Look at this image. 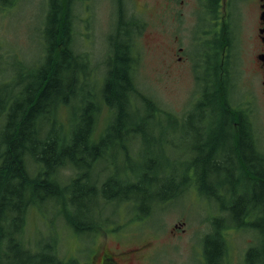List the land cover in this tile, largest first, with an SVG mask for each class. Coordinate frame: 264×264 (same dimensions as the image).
<instances>
[{"label": "trees", "instance_id": "trees-1", "mask_svg": "<svg viewBox=\"0 0 264 264\" xmlns=\"http://www.w3.org/2000/svg\"><path fill=\"white\" fill-rule=\"evenodd\" d=\"M15 1L2 0L0 8L8 10ZM74 2L48 0L40 56L30 63L20 55L5 54L17 69L11 74L0 70V264H77L75 258H60L56 239L43 244L41 238L23 236L25 212L48 205L52 231L63 219L74 233L79 229L94 236L99 225L85 219V206L88 198L99 196L100 179V197L108 203L129 202L131 210L142 209L131 195L136 191L164 202L178 199L192 185L201 195L205 181L227 192L225 180L232 186L245 181L242 191L262 193L257 202L264 204V151L257 135L247 130L240 104L233 108L209 92L208 112L203 96L194 102L192 112L179 119L161 109L136 83L137 37L131 39L130 26L129 32L124 29L121 8L113 35L105 36L100 87L82 92L89 79L95 80L89 59L74 49ZM195 81L200 87L201 78L195 75ZM103 108L108 119L95 136ZM63 109L72 112L69 123L61 120ZM151 147L190 148L181 149L184 156L177 161L160 165ZM26 159L36 169L29 181L23 169ZM64 168L72 170L68 182H62ZM232 212L211 218V231L202 239L210 242L208 264L221 251L225 229L239 228ZM257 230L261 242L257 264H264V225Z\"/></svg>", "mask_w": 264, "mask_h": 264}, {"label": "rangeland", "instance_id": "rangeland-1", "mask_svg": "<svg viewBox=\"0 0 264 264\" xmlns=\"http://www.w3.org/2000/svg\"><path fill=\"white\" fill-rule=\"evenodd\" d=\"M143 2L144 0L127 1L129 10L132 9V6L142 9L141 16H144L148 23L146 31L144 30L145 34L138 36L134 43L135 46L133 45L135 51L138 53V65L135 75L136 83L140 89L147 92V94L151 95L158 102L161 109L172 112L176 118L186 116L187 113L193 111V104L197 100L194 96L198 88L191 66L180 58V56L184 55L183 52L179 51V48L182 47V50L186 51L190 45L189 38H191V34L187 32V27H191L192 31L193 26H196V19L191 11V9L194 10L195 6L190 3L184 7L176 6V10L182 12L180 15L182 22L173 17L171 24L172 34L170 41H168L166 36L159 33L157 29V25H159L157 18H153L154 16H152L157 6L155 4L156 1H150L146 6H144ZM118 5L120 3L116 0H91L89 3L83 0V4L81 0L74 2L73 10L76 15L74 49L89 59L90 66L94 69L93 79L96 81L89 79L85 83L82 88L84 94H88L87 92L92 90L96 91L100 87L98 81L105 70V36L113 35L115 31V24L119 16ZM249 9H251V13L248 12L252 18L251 21L241 23L235 20L236 22H232L231 26H228L231 34L237 36L236 38L239 41L237 45L239 46L240 52H242L244 57H247V60L244 61L245 66H247V63L251 61V57L260 49V43L256 36L257 29L253 21H256L261 8L257 1H252ZM158 10L160 11L161 17L163 9L159 8ZM47 11L48 0H17L14 6L8 10L0 8V53L3 55L8 54V56L16 53L30 63L36 61L40 56L41 48L44 46V28ZM163 14L167 15L168 13L163 11ZM211 26L209 25V28ZM200 27H202V24L198 26V29ZM167 29L169 30L168 27ZM211 29L213 31L218 30L213 26ZM173 36L177 37V42L173 40ZM8 56L5 55V61L2 60V56L0 55V70L6 74H11L17 68L14 67L11 60L9 61ZM263 82V74L258 73L254 77L248 75L244 84H242L244 88H241V95L252 98L250 106L252 107V115L254 116L256 124L254 132L264 151ZM244 91L248 95L243 93ZM80 96L77 99L78 101H75L76 105L80 103ZM243 102L247 103L245 101ZM66 110L63 109L61 111V120L66 119V122L69 123L72 118V112ZM107 119L108 111L103 108L98 118L95 136L101 133ZM64 124L67 127L66 123ZM156 140L159 141L157 135ZM183 148L184 150H188L190 147H163L161 149L160 147H151L153 151L152 157L155 159L157 156L156 158H159L157 162L160 165H164L166 162H174L182 158L184 155L180 153V150ZM134 158L138 159V156L134 154ZM23 169L26 174V180H32V175L36 170L33 162L26 159V164L24 163ZM98 170L97 168L92 170L94 178H96L95 175ZM70 172L72 170L69 168L61 170L62 182L71 180L69 177L71 175ZM102 178L105 179V177ZM20 180H17L15 183L17 184ZM99 181L96 187L99 196H93L86 200L87 205L85 207H87V216L85 219L91 217L102 227V219L110 215V220L106 222V224L110 225V231L107 233L109 236L107 241L108 245L113 247L114 250L123 245V241L120 242L122 240L121 234L124 232V235H130L129 230L131 229L134 233L132 238L167 240V243H173L174 246L178 247L175 252V258L178 257V260H180L179 264H201L197 255L194 254L192 256L189 252L190 248L188 246L198 244L211 231V218L219 215L210 214L194 185L186 188L178 199L164 202L159 200L152 201L151 198L146 197L141 191H136L131 195L137 199V205H141L142 209L136 208L131 210V203L129 202L117 201L108 203L100 197V190L98 188H100L102 179ZM208 182L209 184H214L213 181ZM225 182L227 188L232 187V182L227 180ZM240 185L236 186L238 193H241L245 181ZM225 198L227 201V195H225ZM81 208L78 209V212L82 210ZM45 209L27 210L25 212L23 227L25 230H23V236L34 239L41 238L39 240L43 244L51 243L53 239H56L57 251L62 260L69 261V259L71 260L77 257L78 250H76L75 246L79 243L78 236L63 225V219H58L56 222L57 227L55 228L54 225L55 229L52 231L50 228L52 214L47 211L48 205L47 209ZM112 209H114L113 215L110 214ZM151 210L152 212L149 214L148 211ZM90 213L92 214L90 215ZM123 213L124 220L122 218ZM100 217L103 218L101 219ZM123 221L124 226H121ZM136 221H142L141 227ZM231 221L232 218L230 217L229 222ZM116 233L118 234L117 240H114L116 239L114 237ZM172 233L175 235H171ZM223 233L224 239L228 242L231 249V258L235 259L239 249L243 248L245 243L239 242L242 240L241 236H237L231 227L225 229ZM127 238L128 236L124 237V239ZM96 239H98V236L96 237L95 234L92 237V241ZM80 240L82 243H88L87 237H82ZM231 242H233V245ZM86 247L87 245H84V248ZM15 260L20 261L21 259L16 258Z\"/></svg>", "mask_w": 264, "mask_h": 264}, {"label": "flooded vegetation", "instance_id": "flooded-vegetation-1", "mask_svg": "<svg viewBox=\"0 0 264 264\" xmlns=\"http://www.w3.org/2000/svg\"><path fill=\"white\" fill-rule=\"evenodd\" d=\"M90 1L86 0V3ZM116 1L120 3L118 6L122 11V15L120 14V16L124 18V29L126 28L127 32H129L128 28L130 26L134 32V36L131 39L140 35L143 36L148 23L146 18L141 16L142 9L132 6V9L129 10L128 0ZM150 1H156L155 4L157 6L152 16H154L153 18H157L159 33L166 36L168 41H170L172 34L171 24L173 17L182 22L180 18L182 12L176 10V6L184 7L188 3L195 6L194 10L191 9V11L195 16L196 26H193L192 31L191 27H187V32L191 34V38H189L190 45L186 51H183L182 47L179 48V51L183 52L184 55L180 56V58L189 63L194 78L195 75L201 78V86L199 87L197 84L198 90L194 98L198 101L203 96L205 109L207 107L206 103L209 102V92L219 97L221 101L225 100L229 104H232L233 108H237L240 104L244 111L243 116L247 120V130L254 132L256 124L252 115V107L250 106L252 98L243 97L241 95V88H244L242 84H244L248 75H252L253 77L258 73L264 75V0H144V6L148 5ZM252 1H257L261 8L256 21H253L257 29L256 36L260 43V49L251 57L252 63L249 61L247 66H245L244 61L247 60V57H244L242 52H240L237 45V43L239 44L237 36L231 34L228 26H231L232 22H236L235 20L241 23L252 20L248 14V12L251 13L249 6ZM81 3L83 4V0H81ZM2 4L3 2L0 0V5ZM159 8H162L168 14H163L162 11V16L160 17ZM81 19L83 20V18ZM200 24H202V27L198 29ZM209 25H212L214 28L216 27L218 30L213 31L211 29L212 26L209 28ZM173 40L177 42V37L173 36ZM134 43L135 41L133 45ZM163 44L166 45L165 43ZM0 55L4 57L3 54L0 53ZM180 58L178 59L180 60ZM200 92L202 93L200 94ZM245 94L248 95L247 93ZM232 98L233 100H231ZM242 100L247 103H244ZM208 110L209 106L206 112ZM219 116H223V114ZM218 185L217 183L209 184V182L205 181L204 192L201 194L205 207L211 215H220L223 214V211L229 213L233 211L232 213L235 214L239 227L233 228L234 233L237 236L240 235L242 240L239 242L245 244L243 248L239 249L236 258L232 259L228 242L223 239L221 251L213 263L257 264V260L260 257L258 251L261 249V242L258 240L260 234L257 228H261L264 225V220H259L260 216L264 215V204L258 203L257 200L262 198V193L244 191L238 193L236 191V184L232 186V189L227 188L226 193L225 191H220ZM211 193L212 195H210ZM214 195L216 196L212 197ZM225 195L228 197L227 201ZM100 218L102 219L103 217ZM122 218L124 220V213L122 214ZM89 220L93 221L91 217H89ZM109 220L110 217L105 216L102 219L103 226L96 227L95 234L96 237L98 236V239L94 241H92L93 236L88 233L89 231L78 229V232L75 233L79 238L76 248L78 255L75 257L77 264H179L180 260H178V257L175 258V252L178 247L174 246L173 243H167V240L132 238L134 233L131 232L130 235H124V232L121 234L122 240L120 242L123 241V245L114 250L113 247L108 245L107 241L110 225L106 224V222ZM258 220L259 224L255 226ZM136 222L141 227L142 221ZM121 226H124V221ZM242 231L243 233H240ZM117 235L116 233V236H114L116 239L114 240H117ZM171 235L175 234L172 233ZM126 236L128 238L124 239ZM82 237H87L88 243H82L80 240ZM209 243L207 240H201L198 244L188 246L190 248L189 252L192 256L196 254L201 264H208L207 246ZM231 243L233 245V242ZM84 245H87V247L84 248Z\"/></svg>", "mask_w": 264, "mask_h": 264}, {"label": "water", "instance_id": "water-1", "mask_svg": "<svg viewBox=\"0 0 264 264\" xmlns=\"http://www.w3.org/2000/svg\"><path fill=\"white\" fill-rule=\"evenodd\" d=\"M263 16V15H262ZM261 31V30H260Z\"/></svg>", "mask_w": 264, "mask_h": 264}]
</instances>
